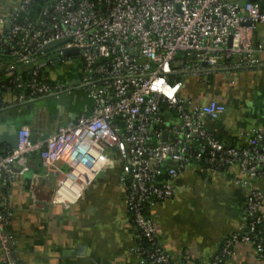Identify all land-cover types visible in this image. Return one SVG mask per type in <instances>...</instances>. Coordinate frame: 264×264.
<instances>
[{"label":"built area","instance_id":"2783aa9c","mask_svg":"<svg viewBox=\"0 0 264 264\" xmlns=\"http://www.w3.org/2000/svg\"><path fill=\"white\" fill-rule=\"evenodd\" d=\"M35 1L20 0L7 18L0 17L8 25L0 30V108L71 95L76 88L91 108L43 139H33L27 128L17 130L16 147L0 148V180L28 172L36 155L42 177L54 182L52 205H71L112 163L115 148L138 238L157 240L152 211L180 192L172 182L179 172L191 163L202 169V160L210 172L236 168L244 191L242 220L213 254V264H224L236 242H253L264 223V190L253 183L264 174V126L248 133L244 146L226 145L206 125L225 115L226 103L204 101V92L184 93L182 75L206 88L209 75L264 68V0L261 7L258 0L242 7L238 0H48L33 20L28 15ZM55 41L63 42L44 50ZM68 49L78 53L65 56ZM54 65L75 68L77 83L51 84L47 74ZM11 216L0 203V264H19L7 230ZM134 252L159 264H184L159 243L154 252L143 246Z\"/></svg>","mask_w":264,"mask_h":264},{"label":"crops","instance_id":"0c3cea01","mask_svg":"<svg viewBox=\"0 0 264 264\" xmlns=\"http://www.w3.org/2000/svg\"><path fill=\"white\" fill-rule=\"evenodd\" d=\"M19 2L0 0V17L7 18ZM7 28L0 23V30ZM248 71L264 75V68ZM232 73H217L211 86L195 87L189 94L204 92V101L215 98L226 103L225 115L218 121L207 119V128L226 145L242 147L248 133L264 126V95L254 96L245 88L232 92L214 87L218 76L229 77ZM48 75L55 82L70 84H76L79 78L71 65L51 66ZM90 108L91 101L78 88L71 95L9 104L0 109V139L13 126L17 130L27 128L33 139L46 138L74 115L89 113ZM5 146L2 144L1 148ZM114 152L112 163L89 184L77 202L67 206L50 202L54 182L42 177L36 155L29 159L28 172L13 181L6 176L0 180V203L12 212L7 230L13 237L19 264H150L134 252L137 235L124 204L121 160ZM35 174L39 175L36 181ZM236 175V168L210 172L191 163L173 179L180 192L153 208L152 216L159 231L158 243L174 260L181 257L193 261L188 264H208L224 238L238 229L244 191L236 182ZM253 183L264 190V174ZM224 264H264V255L259 257L254 242H236L233 254Z\"/></svg>","mask_w":264,"mask_h":264},{"label":"rangeland","instance_id":"374dc122","mask_svg":"<svg viewBox=\"0 0 264 264\" xmlns=\"http://www.w3.org/2000/svg\"><path fill=\"white\" fill-rule=\"evenodd\" d=\"M78 67H79V63H76L75 68H78ZM248 70L250 69H236L230 72V73L232 72L233 73L229 77L228 76H218L219 79L214 82V85H215L214 87H216L219 90H221L222 88L223 91L227 90V91H232V92L239 90V88H245L247 89L248 93L251 90L254 96L260 97L264 95V75L263 74L257 75L256 73L249 72ZM231 78H233L234 81L236 82L231 83L230 82ZM182 81L185 83V88L183 89L184 93H189L190 91H193L195 87H201V84L199 83L198 79L193 78V76L182 75ZM229 84H232V85L229 86ZM239 99L241 102L242 96H240Z\"/></svg>","mask_w":264,"mask_h":264},{"label":"trees","instance_id":"16d2710c","mask_svg":"<svg viewBox=\"0 0 264 264\" xmlns=\"http://www.w3.org/2000/svg\"><path fill=\"white\" fill-rule=\"evenodd\" d=\"M46 1H48V0H36L35 1V3H34V5H33V7H32V9L30 10V13H29V18H31V19H36L37 17H38V14H39V12H40V9H41V7H42V5H44L45 3H46ZM20 17L21 18H24L25 16L24 15H20ZM9 57V55L8 54H6V56H4V57ZM48 75V74H47ZM24 76H27V73H24ZM48 77H49V75H48ZM2 81H3V78L1 79ZM1 81V82H2ZM51 84L52 83H55V81H53V80H51L50 79V77H49V80H48ZM208 82H209V86H211V84H212V82H213V75H209L208 76ZM3 83V82H2ZM2 84L0 83V86H1ZM4 90L3 89H1V87H0V93H2ZM16 93H17V90H15L14 92H13V94L11 95V97H9V100H13L14 99V96L16 95ZM1 109V108H0ZM200 164H202L205 168H209V166L207 165V163L206 162H204L203 160H202V162L200 163ZM228 170V168H226V167H223V168H221L219 171H222V172H226ZM131 225H132V227H133V229H134V232L136 233V235H137V240H136V244H135V246H143V247H145L147 250H150L151 252L153 251H155L157 248H158V240H156V239H153V240H150V239H148V238H145V237H142L141 239H139L138 238V229L136 228V226H134V222L132 221V218H131ZM258 233L255 235V236H253L254 237V240H253V242L256 244V247H258V245H261L262 246V243L260 242V240H264V223H262V224H260L258 227H257V230H256ZM260 242V243H259ZM222 246H223V242H222V244L219 246V249L217 250V251H220V249L222 248ZM263 246H264V243H263ZM215 255H217V253L215 254ZM215 255H212L210 258H209V260H208V264H213L214 262H215ZM227 255H225V256H222V260L224 261L227 257H226ZM2 257V255H1V253H0V258ZM141 259H143V261L144 262H146V263H150V264H159V263H155V262H153L152 260H150L146 255H142L141 256ZM191 261L192 260H187L186 261V259L184 260V264H188V263H191ZM193 262V261H192ZM169 264V263H168Z\"/></svg>","mask_w":264,"mask_h":264},{"label":"water","instance_id":"95a60500","mask_svg":"<svg viewBox=\"0 0 264 264\" xmlns=\"http://www.w3.org/2000/svg\"><path fill=\"white\" fill-rule=\"evenodd\" d=\"M245 1L246 0H238L239 6L242 7L243 3ZM258 1L260 3V7H261L262 6V0H258ZM61 42H63V41H55V42L49 43L48 45H46L44 47V50H48L52 47H55L58 44H60ZM77 53H78V50H76V49H68L64 52V55L68 56V55L77 54ZM2 138L3 139H0V148H1L2 144H5L6 146L11 147V148L16 147L17 141H18L17 129L13 126V128L11 130H9L6 134H3ZM162 138L166 139V134H164L162 136ZM112 150L115 151V148H112Z\"/></svg>","mask_w":264,"mask_h":264}]
</instances>
